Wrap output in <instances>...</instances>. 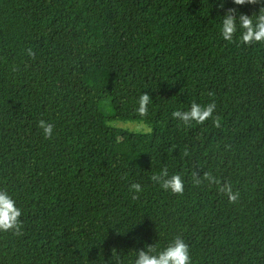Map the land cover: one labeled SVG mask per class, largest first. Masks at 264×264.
I'll use <instances>...</instances> for the list:
<instances>
[{"label":"trees","instance_id":"1","mask_svg":"<svg viewBox=\"0 0 264 264\" xmlns=\"http://www.w3.org/2000/svg\"><path fill=\"white\" fill-rule=\"evenodd\" d=\"M231 7L255 20L261 4L0 0V190L22 213L21 235L0 232V264H115L113 251L134 264L137 250L176 236L191 264H264V43H239V28L223 39ZM213 100L218 128L171 116ZM164 167L181 175L182 195L151 180ZM208 171L238 202L193 184Z\"/></svg>","mask_w":264,"mask_h":264},{"label":"clouds","instance_id":"2","mask_svg":"<svg viewBox=\"0 0 264 264\" xmlns=\"http://www.w3.org/2000/svg\"><path fill=\"white\" fill-rule=\"evenodd\" d=\"M234 5H256L261 4L255 20L251 15L240 13L237 15L235 7L228 8L221 22L220 32L224 40L234 42L235 34L240 30L239 43L245 45H252L254 43H264V3L262 0H232ZM224 0H220V6L223 7ZM29 56L34 57L35 53L31 48L26 50ZM13 68V71H16ZM209 96L213 93L209 92ZM152 97L143 92L138 98V107L136 112L139 116L144 117L148 113V105L151 103ZM216 109V103L212 102L202 105L192 102L188 110H174L171 113L173 119L183 123L186 127H191L193 123L199 125L204 124L209 119L212 120L214 127H220L221 118L213 113ZM38 127L42 129L43 135L46 139H50L53 135L54 125L41 119L38 122ZM141 130L144 126L141 125ZM190 154L185 148L182 157H188ZM153 183L158 184L162 189L171 191L174 194L182 195L184 192V182L179 173L169 175L167 167L162 168L158 173L151 176ZM192 182L196 186L207 182L209 185H218L219 192L227 196L229 203H236L239 200V192L233 191L230 182H221L212 172H203L202 176L197 172L193 173ZM143 191L141 184L133 182L129 185V192H134L136 195L132 196L133 200L139 198V193ZM21 209L16 206L15 200L10 196L6 190H0V232H12L14 235L22 234ZM112 259L115 264H120L118 255L114 254ZM134 264H191V257L189 254V245L181 236H176L163 249H158L155 245L149 244L146 248L136 251Z\"/></svg>","mask_w":264,"mask_h":264},{"label":"rangeland","instance_id":"3","mask_svg":"<svg viewBox=\"0 0 264 264\" xmlns=\"http://www.w3.org/2000/svg\"><path fill=\"white\" fill-rule=\"evenodd\" d=\"M104 106L107 111L110 110L108 102H106ZM110 124L135 133H149L152 131V127L150 125L140 121H112ZM141 125L144 126L143 130H141Z\"/></svg>","mask_w":264,"mask_h":264}]
</instances>
